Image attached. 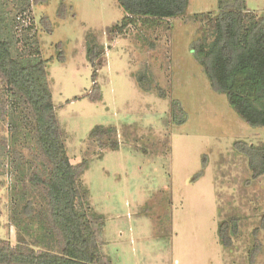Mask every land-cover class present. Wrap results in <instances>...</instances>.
I'll use <instances>...</instances> for the list:
<instances>
[{
    "label": "rangeland",
    "instance_id": "obj_1",
    "mask_svg": "<svg viewBox=\"0 0 264 264\" xmlns=\"http://www.w3.org/2000/svg\"><path fill=\"white\" fill-rule=\"evenodd\" d=\"M0 3L14 15L15 0ZM246 3L264 16V0ZM218 11L219 0H190L182 17L155 26L138 21L120 33L111 31L125 15L118 0L32 1V33L48 61L67 151L73 163L89 162L82 181L91 207L105 216L104 249L114 264H251L256 238L261 247L253 264H264V174L253 178L247 157L235 147L237 141L264 143V127L248 125L226 94L213 89L191 46L200 27L194 15ZM15 32L16 40L22 34L17 27ZM90 40L104 46L97 67L87 58ZM24 42H16L19 52ZM95 68L100 99L91 96ZM142 72L150 90L138 80ZM4 92L0 83L7 100ZM175 100L187 112L181 125L172 120ZM9 119L0 114V237L15 244L13 182L19 171L13 150L19 160L29 158L34 140L23 113L17 140ZM99 125L115 128L103 139L107 145L91 134ZM33 193L30 198L39 201V191ZM232 216L238 230L229 229L227 247L219 224Z\"/></svg>",
    "mask_w": 264,
    "mask_h": 264
},
{
    "label": "trees",
    "instance_id": "obj_2",
    "mask_svg": "<svg viewBox=\"0 0 264 264\" xmlns=\"http://www.w3.org/2000/svg\"><path fill=\"white\" fill-rule=\"evenodd\" d=\"M32 1L15 0L13 16L0 3V83L7 94V100L0 95V114L9 115L12 139L17 140L23 113L34 140L31 158L23 154L19 160V151L13 150L19 174L13 182L17 201L12 219L19 231L15 244L0 237V264H114L104 249L105 216L91 207L89 190L82 181L89 162L83 159L73 163L67 151L66 132L48 81V61L42 56L36 33H32ZM118 2L125 15L111 31L122 33L138 21L155 26L162 20L182 17L190 0ZM194 17L200 20V27L192 50L213 89L226 94L232 108L248 125L264 127V16L249 10L246 0H219L218 13H197ZM15 27L22 34L16 40ZM19 40L26 45L23 52L15 48ZM104 51L103 45L88 41L87 58L94 67L102 64ZM97 76L95 68L91 96L100 99ZM138 80L146 90L152 88L146 72ZM171 115L176 125L187 121V112L179 100L173 102ZM114 129L99 125L91 134L107 145L103 139ZM110 145L116 148L118 142L112 140ZM235 147L247 157L253 178L264 174V143L237 141ZM32 189L39 191V201L30 198H35ZM238 221L232 216L219 224V236L227 247L232 244L229 229L236 234ZM261 228L264 229V213ZM260 247L256 238L249 252L251 264Z\"/></svg>",
    "mask_w": 264,
    "mask_h": 264
}]
</instances>
